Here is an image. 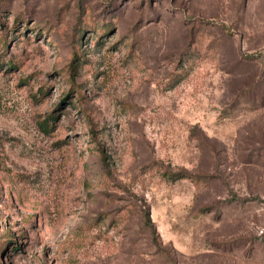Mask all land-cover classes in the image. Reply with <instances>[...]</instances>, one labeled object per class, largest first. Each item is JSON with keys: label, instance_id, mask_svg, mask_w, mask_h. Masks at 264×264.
I'll return each instance as SVG.
<instances>
[{"label": "rangeland", "instance_id": "1", "mask_svg": "<svg viewBox=\"0 0 264 264\" xmlns=\"http://www.w3.org/2000/svg\"><path fill=\"white\" fill-rule=\"evenodd\" d=\"M0 264H264V0H0Z\"/></svg>", "mask_w": 264, "mask_h": 264}, {"label": "trees", "instance_id": "2", "mask_svg": "<svg viewBox=\"0 0 264 264\" xmlns=\"http://www.w3.org/2000/svg\"><path fill=\"white\" fill-rule=\"evenodd\" d=\"M145 219H146V223H147V225L149 226V228L151 227L152 232H154L153 224H152L151 221H150L148 211L145 212Z\"/></svg>", "mask_w": 264, "mask_h": 264}]
</instances>
